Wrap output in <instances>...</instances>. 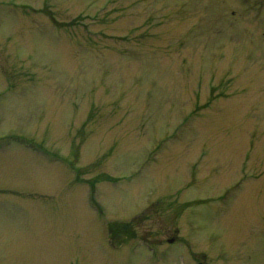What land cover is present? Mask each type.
I'll return each instance as SVG.
<instances>
[{"label":"rangeland","instance_id":"rangeland-1","mask_svg":"<svg viewBox=\"0 0 264 264\" xmlns=\"http://www.w3.org/2000/svg\"><path fill=\"white\" fill-rule=\"evenodd\" d=\"M201 261L264 264V0H0V264Z\"/></svg>","mask_w":264,"mask_h":264},{"label":"water","instance_id":"water-1","mask_svg":"<svg viewBox=\"0 0 264 264\" xmlns=\"http://www.w3.org/2000/svg\"><path fill=\"white\" fill-rule=\"evenodd\" d=\"M200 264H204V263H200Z\"/></svg>","mask_w":264,"mask_h":264}]
</instances>
